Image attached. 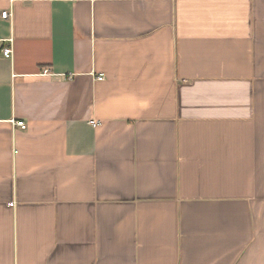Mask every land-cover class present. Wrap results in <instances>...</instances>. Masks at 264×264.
<instances>
[{
    "label": "crops",
    "instance_id": "obj_1",
    "mask_svg": "<svg viewBox=\"0 0 264 264\" xmlns=\"http://www.w3.org/2000/svg\"><path fill=\"white\" fill-rule=\"evenodd\" d=\"M0 264H264V0H0Z\"/></svg>",
    "mask_w": 264,
    "mask_h": 264
},
{
    "label": "built area",
    "instance_id": "obj_2",
    "mask_svg": "<svg viewBox=\"0 0 264 264\" xmlns=\"http://www.w3.org/2000/svg\"><path fill=\"white\" fill-rule=\"evenodd\" d=\"M10 1H13V0H10ZM10 15H11V13H10L9 10L1 11V17L4 18V19L9 18ZM1 54H2L3 57L10 58L11 55H12V50L9 47H4V48L1 49ZM48 72H49L48 69H43V71H42L43 74H48ZM96 79L102 80L103 76L99 75V76L96 77ZM90 123L93 126H96L98 124L97 121H90ZM12 124L14 126H16V127L21 128V129H25L26 128V123L23 120L14 121Z\"/></svg>",
    "mask_w": 264,
    "mask_h": 264
}]
</instances>
